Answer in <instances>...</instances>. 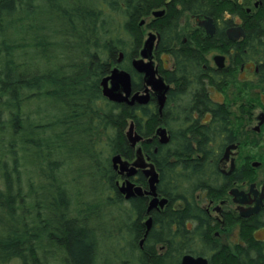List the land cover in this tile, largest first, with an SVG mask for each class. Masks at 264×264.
Listing matches in <instances>:
<instances>
[{
	"label": "trees",
	"instance_id": "16d2710c",
	"mask_svg": "<svg viewBox=\"0 0 264 264\" xmlns=\"http://www.w3.org/2000/svg\"><path fill=\"white\" fill-rule=\"evenodd\" d=\"M252 1L169 4L157 21L163 37L178 35L171 30L177 3L216 19L225 10L238 15L246 36L229 43L220 31L212 39L201 29L192 32L193 48L172 50L175 107L160 112L154 100H109L101 82L119 65L132 74L134 90L143 88L132 66L143 46L141 21L164 0H0V264H182L186 254L206 256L210 264H264L256 226L241 222L243 244L231 248L215 238L222 223L202 205L228 200L234 183L253 172L239 156L235 171L224 174L226 146L260 144L248 135L243 115L210 93L212 86L225 95L231 87L249 96L253 87L264 91V0ZM170 43L163 39L158 52ZM214 47L230 52L225 69L204 68ZM248 63L259 73L241 81L239 70ZM131 122L152 139L139 146L159 172V195L169 200L150 213L148 197L126 199L119 191L113 166L116 154L136 158L127 138ZM160 126L170 134L167 144L156 136ZM137 183L148 186L143 174ZM235 217L224 213L222 233Z\"/></svg>",
	"mask_w": 264,
	"mask_h": 264
},
{
	"label": "flooded vegetation",
	"instance_id": "af4514ba",
	"mask_svg": "<svg viewBox=\"0 0 264 264\" xmlns=\"http://www.w3.org/2000/svg\"><path fill=\"white\" fill-rule=\"evenodd\" d=\"M238 1H240L242 4L244 2H246V0L245 1L244 0H238ZM172 2L174 3V2H176V0H164V4L161 7H158L156 9L152 10L151 13L149 15H147L146 17H144L141 21V25L145 29L143 45H144L145 40L150 37V34L155 35V45L158 44L157 47L154 48L153 59H154L156 66L158 67L159 74L163 77L165 82L170 85V89L167 93V100H166V103L164 106V108H167V109H169L170 107H175V103H174L175 97L172 93V90H173L175 85H174V83H171L169 81L170 76H171V72H173L177 66V62L174 59L173 52H172L173 49L181 48L182 45H185V44H187L186 47H192L191 45L188 44L189 42H195V38L192 36V32L194 34V32L199 30V29L203 30V33L207 37H210L211 39L214 38L218 34V32L220 31L221 34L225 35V39L229 43L230 42H237V41L244 38V37H240L239 40H233L232 38L229 37V34H228V30L234 26H236V27L241 26L244 28V25L242 23V18H240L238 15H232L231 12L225 10L222 12L221 17L216 19L215 17H213L209 14L196 13V12H194V10L192 8L182 10V5H180L179 3H177V6H176L178 16H171L172 17L171 30H172V32L177 30L178 35L176 33V35L175 34H172L171 36L165 35L163 37V33L159 27L160 23L157 21H159L161 18L168 15L169 4ZM257 3H259V2H257ZM193 6H194V8L198 7V5H196V6L193 5ZM245 10L247 12H249L250 7L246 6ZM184 18H187L186 24L184 22ZM190 18L195 19L196 23L191 24ZM209 18L213 19V27L215 28L214 34L208 33L207 28L201 24L202 21L208 22ZM227 20H230V21L228 22ZM244 30H245V28H244ZM245 33H246V31H245ZM171 37H176V39L172 40ZM163 39L170 40L171 45H170V47L167 48V50H163L162 52H158V50L160 48V44L163 41ZM142 48H143V46H142ZM217 50L220 53L214 54L211 58L210 55L213 53V51H217ZM228 50L233 51V48H231V49L229 48ZM217 55L224 56V67H219L218 64L216 63L215 57ZM136 58H140V52H139V56L133 58V60ZM207 58H208V64H204V68L212 67L214 70L215 69L222 70L231 64L230 63V52H227L225 49H220V48L217 49L216 47H214L212 50H210L208 52ZM133 60H132V66H133ZM249 64H251V63L243 65L242 68L239 70L238 75H239V79L241 81H248L249 80L248 77H243L244 72H246V66ZM136 73L139 74V76H140L143 88L140 90H134V91H143L146 87V84L144 82V75L141 73H138L137 71H136ZM254 73L255 74L259 73L258 67L254 68ZM132 78H133V76H132ZM250 80H253V79H250ZM231 88H232V90L230 89L228 91V94L225 95L223 92L219 91L218 89H216L215 87L212 86V87H210V93H211L214 101L222 103V104H226V106L229 108V110L231 112H234V114L237 116L243 115V116H241V118L243 120V123L246 124L245 129H246L248 135L251 136L252 138L260 140V144L259 145H252V146L250 145V146H245V147L243 146V148H240L241 144L239 142L231 143V144H237L238 147L236 149L232 150V153L230 155V159L228 161H222L221 160L222 161L221 170L224 174L231 175L235 171V169L237 168L238 157L243 156L245 159L244 163L245 164L249 163V166L252 168L253 172H249L248 175L244 176V179L241 182H235L234 183L235 185L232 188L238 187L241 191H244L245 193H248L250 195L248 196V202L246 204H244V205L237 204L233 201V196L230 194V190L232 189L231 188L229 190L230 197L228 200H221V201L217 202V204H215V202H212V201H206L202 205H203V207L206 208L208 213L216 221H219L222 223L220 229L216 230L214 232L215 238L220 239L219 240L220 243L228 245L229 247L233 248L234 247L233 245L235 243L243 244L242 243L243 240H242L241 235H240V230H241V224L240 223L241 222L245 223V225H248V226H256L255 236L257 239L264 242V236L262 235V234H264V170L259 171L260 169H264V91L262 89H258L259 87H253V90L256 91L255 97H257L259 100L261 99V103L257 104L256 102H251L250 104H248L249 110H247V109L245 110L243 108V106L241 107V104L243 101L242 99H245L249 96V95H247L248 92L245 89H243V90L241 89L242 91H240V92L233 90V89L238 90V87L237 88L231 87ZM254 88H257V89H254ZM244 91H246V92H244ZM214 94L222 95L224 97V100L215 99ZM151 100H154L158 105V102H157L156 97L154 95H152ZM151 100H150V102H151ZM241 108H242V110H241ZM250 109H252V110H250ZM246 113H248L250 115H246ZM206 116H207L206 119L208 120L210 118V115L207 114ZM262 120H263V123L260 124V122ZM231 144H229V145H231ZM228 146H226V148ZM226 148H225V151H226ZM225 151H224V154H225ZM224 154H223V156H224ZM232 158L235 159L236 168L232 172L229 173ZM255 158H260L262 161L255 160ZM228 163H229V166H228ZM254 163H259V165H255ZM140 174H143V173L141 171H138V173L134 177L131 178L133 181L136 182V184H138L137 178ZM249 176H252V177H249ZM120 178L123 180L125 179V177H123L121 175H120ZM250 178H253V179H250ZM138 185H140V184H138ZM147 187H144V188H147ZM146 197H148V196H146ZM150 199H151V197H148V202L150 201ZM255 207H259V211L256 213H252L249 216H242L240 214V211L242 208L243 209L245 208L247 210V209H253ZM224 213H228V214L235 213L237 216H239L238 218L240 220H238V218L235 217L237 223L234 224V227L232 229L228 228L229 230H226L224 233H222V230L224 228L223 225L225 224ZM233 235H235L237 237V239L235 241L233 240L232 242L228 241V238L230 236H233ZM204 257H206V256H204ZM209 264H210V262H209Z\"/></svg>",
	"mask_w": 264,
	"mask_h": 264
},
{
	"label": "water",
	"instance_id": "95a60500",
	"mask_svg": "<svg viewBox=\"0 0 264 264\" xmlns=\"http://www.w3.org/2000/svg\"><path fill=\"white\" fill-rule=\"evenodd\" d=\"M258 5V3H256ZM202 25L207 28L208 33L214 34L215 28L213 27V19L209 18V21H202ZM229 37L233 40H239L240 37H245L246 33L243 27L234 26L228 30ZM158 45V44H157ZM155 45V35L150 34L144 42L143 48L140 51V58L133 60V67L138 72L144 75V82L146 87L143 91H134L132 74L121 68L119 65L115 66L109 75L105 76L101 82L103 95L109 100L117 103H127L129 105L134 104H148L152 98V95L156 97L159 105V111L162 112L166 100L167 93L170 89V85L165 82L163 77L159 74L158 67L153 59ZM123 59V53H120L119 61ZM215 61L219 67H224V56L217 55ZM263 123V120L260 124ZM156 136L159 138L161 144H167L170 141V135L165 126H160L157 129ZM127 138L133 148L136 149V158L133 161L126 160L120 154H116L113 158V166L118 171L119 175L125 177L124 181L120 184L118 189L125 196L126 199L135 198L137 196L151 197L148 205V213L154 209H162L168 203V198L161 197L158 193L157 187L160 181L159 172L156 169L151 157L143 153L142 147L139 143L143 141L150 142L152 139H145L141 134L135 130L133 122L130 123L127 130ZM238 147L237 144H231L226 148L222 161H228L233 149ZM259 165V163H254ZM236 168L235 159H231V166L229 173ZM138 171H141L147 178L148 187L144 188L142 185L136 184L131 178L134 177ZM230 194L233 196V201L237 204L244 205L248 202V196L250 194L241 191L238 187H234L230 190ZM259 211V207L253 209H241L240 214L242 216H249L252 213ZM147 230L145 237L150 231L153 219L150 216L145 221ZM145 239V238H144ZM141 240V244L144 242ZM182 264H209V259L204 256H194L192 254H186L183 256Z\"/></svg>",
	"mask_w": 264,
	"mask_h": 264
},
{
	"label": "rangeland",
	"instance_id": "374dc122",
	"mask_svg": "<svg viewBox=\"0 0 264 264\" xmlns=\"http://www.w3.org/2000/svg\"><path fill=\"white\" fill-rule=\"evenodd\" d=\"M255 2H254V0L252 1V5L254 4ZM184 22H185V24H186V22H187V18H184ZM190 22H191V24H195L196 22H195V19H192V18H190ZM217 53H220L218 50L217 51H213V53L210 55V57L212 58V56L214 55V54H217ZM166 58V57H165ZM254 68H255V66H254V64H249V65H247L246 66V72H244V74H243V77H248L249 79H254L255 77H256V74L254 73ZM254 89H257V88H254ZM258 89H260V88H258ZM250 92H248L247 93V95L249 94ZM246 95V94H245ZM256 95H255V92L252 94V95H250L249 97L252 99V100H249V97L246 99V101H242V104H241V106L243 105H245V107H243L245 110L247 109V110H249V106H248V104H250L251 102H256L257 104H260L261 103V99L259 100L257 97H255ZM214 97H215V99H217V100H224V97L222 96V95H219V94H214ZM255 99V100H254ZM253 109V108H252ZM252 109H250V110H252ZM241 110H242V108H241ZM246 115H250V114H248V113H246ZM256 150V149H255ZM263 150V149H262ZM257 151V150H256ZM255 160H259V161H262L260 158H255ZM228 166H229V163H228ZM264 169H260L259 171H263ZM124 180L123 179H119V183L121 184L122 182H123ZM71 188L72 189H74V186H73V184H71ZM215 204H217V203H215ZM263 236H264V234H262ZM237 239V237L235 236V235H233V236H230L229 238H228V241H230V242H232L233 240L235 241ZM6 264H20L17 260H12V261H10V262H8V263H6Z\"/></svg>",
	"mask_w": 264,
	"mask_h": 264
}]
</instances>
